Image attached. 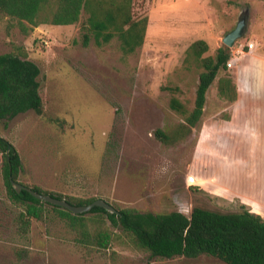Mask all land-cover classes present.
<instances>
[{
    "label": "rangeland",
    "instance_id": "obj_1",
    "mask_svg": "<svg viewBox=\"0 0 264 264\" xmlns=\"http://www.w3.org/2000/svg\"><path fill=\"white\" fill-rule=\"evenodd\" d=\"M245 10L247 32L229 48L247 51L253 42L255 50L264 52V0H133L135 16L149 18L144 44L133 53L123 51L118 37L101 44L92 37L85 45L81 27L86 12L75 24H41L27 35L15 21H1L0 54L22 46L41 69L43 112L0 119V136L22 159L18 181L141 212L190 214L195 204L225 211L244 204L255 213L259 207L264 217V144L253 143L251 161L243 168L236 160L243 149L231 145L224 126L213 125L231 116V99L219 92L226 71H220L208 91L199 128L173 144L155 135L184 120L171 108L172 97L189 110L194 106L204 67L187 56L189 46L203 39L209 45L203 56H216ZM219 135L226 140L214 143ZM202 136L214 137L205 143L216 153L200 150ZM202 171L206 186L196 178ZM208 173L214 178L204 176ZM225 181L236 193L226 189ZM40 207L43 217H31L28 233L22 234L19 218L25 206L9 198L0 153V264H226L207 255L152 257L109 220L114 240L108 248L81 244L51 205ZM84 217L93 230L95 214Z\"/></svg>",
    "mask_w": 264,
    "mask_h": 264
},
{
    "label": "trees",
    "instance_id": "obj_2",
    "mask_svg": "<svg viewBox=\"0 0 264 264\" xmlns=\"http://www.w3.org/2000/svg\"><path fill=\"white\" fill-rule=\"evenodd\" d=\"M83 12L87 13L81 27L85 45L92 37L98 44L118 37L123 51L133 53L144 44L149 18L135 16L133 0H0V22L5 19L15 21L26 35L41 24H75L80 21ZM208 49V43L199 39L187 50V56L198 59L204 70L200 73L194 106L190 110L178 98H171V108L183 114L184 120L171 131H156V137L165 144L176 143L202 125L208 91L221 70L227 75L219 80L220 94L236 99L237 87L228 72L232 50L221 46L216 56H203ZM245 49L249 50L248 47ZM242 62H249L248 54ZM40 73L39 65L29 58L22 46L0 54V119L10 120L29 110L39 114L43 112ZM0 153L4 156V178L9 198L13 203L25 206L19 218L22 234L28 233L31 217H43L40 205L47 203L69 222L71 230L76 233V240L81 244L108 248L114 240V232L107 226L109 220L112 225L121 226L134 247L152 257L195 258L207 255L226 264H264V217L244 204L238 210L228 211L195 204L190 214L180 210L141 212L134 207L113 204L118 213L94 206L90 211L74 214L34 197L27 190L18 193L10 176L18 181L22 169L21 156L16 147L2 136ZM25 185L65 198L74 205H88L98 198L67 197L45 192L38 186ZM192 188L199 187L194 185ZM86 213L95 214L92 222L96 227L93 230L84 217Z\"/></svg>",
    "mask_w": 264,
    "mask_h": 264
},
{
    "label": "crops",
    "instance_id": "obj_3",
    "mask_svg": "<svg viewBox=\"0 0 264 264\" xmlns=\"http://www.w3.org/2000/svg\"><path fill=\"white\" fill-rule=\"evenodd\" d=\"M246 54L249 55V62L243 63L242 60ZM231 59L233 61L231 75L237 87V96L235 100H231V116L229 119L221 123L214 122L213 125H217L218 129L224 126V129L227 132L229 131V135L226 134V137L230 139L231 145L233 147L240 145L243 149L241 155L236 159L237 163L242 164L240 166L243 168H247V164L251 161L253 143L264 144V52L254 48L248 51L243 49L238 53H232ZM208 129H210V134L213 135L215 132L214 127L210 126ZM226 137L219 135L218 140L216 139L217 141L214 143H222L226 140L224 139ZM209 138H204V136L200 138L198 142V145L202 147L200 150L207 153H216L215 150L209 147L210 145L206 146V140L209 144L214 140V137ZM241 156L243 159H241ZM191 173L193 174V172ZM204 176H208L210 179L214 178L212 173ZM196 178L203 179V171ZM225 183L226 189L234 192L226 181ZM201 184L206 186L204 179ZM253 210L261 213L259 207H254Z\"/></svg>",
    "mask_w": 264,
    "mask_h": 264
},
{
    "label": "water",
    "instance_id": "obj_4",
    "mask_svg": "<svg viewBox=\"0 0 264 264\" xmlns=\"http://www.w3.org/2000/svg\"><path fill=\"white\" fill-rule=\"evenodd\" d=\"M248 10H245L243 13H241L239 20L236 24V26L230 30L223 38V42L228 47H233L236 44V41L242 37H244L245 33L248 29ZM11 145H9V148ZM9 151H7V154ZM11 183L15 190L20 193L22 190L29 191L34 197L46 201L58 206H61L63 208L68 209L74 214H80L87 211H90L94 206H100L105 208L107 211L111 213H118V210L115 208L113 204L106 201L103 198H97L93 202H91L88 205H74L71 204L67 199L65 198H58L56 196H53L48 193H42L39 191L34 190L32 187H29L19 181L14 180L13 176H10Z\"/></svg>",
    "mask_w": 264,
    "mask_h": 264
},
{
    "label": "built area",
    "instance_id": "obj_5",
    "mask_svg": "<svg viewBox=\"0 0 264 264\" xmlns=\"http://www.w3.org/2000/svg\"><path fill=\"white\" fill-rule=\"evenodd\" d=\"M248 45H249L250 49L254 48V43L250 42V43H248ZM232 65H233V61H232V59H230L229 62H228V66L231 67Z\"/></svg>",
    "mask_w": 264,
    "mask_h": 264
}]
</instances>
